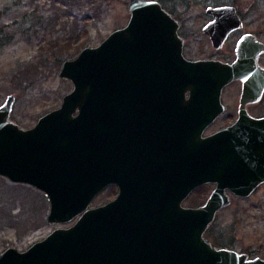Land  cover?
Here are the masks:
<instances>
[{
	"label": "water",
	"instance_id": "obj_1",
	"mask_svg": "<svg viewBox=\"0 0 264 264\" xmlns=\"http://www.w3.org/2000/svg\"><path fill=\"white\" fill-rule=\"evenodd\" d=\"M128 8L126 26L64 62L60 75L73 89L33 127L11 119L14 94L0 105V174L44 191L50 223L76 218L26 250L6 248L0 264H264L205 236L232 195L246 197L264 182V155L248 153L243 114L203 135L225 110L226 85L242 82V103L261 96L253 37L241 38L234 62L188 59L180 22L159 0H129ZM207 13L213 19L203 31L215 48L243 26L233 5L208 6ZM139 129L166 133L167 167L130 187L118 171L119 155ZM110 183L121 192L90 207ZM206 183L217 187L204 204L182 205Z\"/></svg>",
	"mask_w": 264,
	"mask_h": 264
},
{
	"label": "rangeland",
	"instance_id": "obj_2",
	"mask_svg": "<svg viewBox=\"0 0 264 264\" xmlns=\"http://www.w3.org/2000/svg\"><path fill=\"white\" fill-rule=\"evenodd\" d=\"M159 1L180 22L185 53L194 59L204 55L234 59L239 35L248 29H264V0ZM128 3L129 0H0V105L9 94L16 96L11 114L14 122L31 127L39 117L61 105L63 97L73 89L71 80L60 75L64 62L126 26L131 16ZM222 5L235 6L243 26L215 49L203 28L211 19L207 7ZM238 92V84L227 86L224 103L237 101ZM229 120L225 116L212 130ZM213 188L207 183L199 186L184 205L204 204ZM116 196L117 189L109 187L90 207L103 205ZM50 206L44 191L0 174V253L10 246L26 250L55 228L76 221L50 223ZM205 236L218 247L264 258V185L246 197L232 195V202L217 213Z\"/></svg>",
	"mask_w": 264,
	"mask_h": 264
},
{
	"label": "flooded vegetation",
	"instance_id": "obj_3",
	"mask_svg": "<svg viewBox=\"0 0 264 264\" xmlns=\"http://www.w3.org/2000/svg\"><path fill=\"white\" fill-rule=\"evenodd\" d=\"M210 17H211L210 19L211 21L213 19V16L210 15ZM239 29L232 31L228 36V38L226 39V41L229 39V37L232 34H235ZM246 34L253 37V40L251 39V44L249 45L250 46L249 49L252 55H256V53H258L257 71L261 72L262 78L260 79V81L264 82V29L262 30L248 29L244 33H241L235 43L236 45L234 48V53H235L234 59H230L228 57H224V59H221V58H217L216 56L208 57L205 55L202 56L201 58H213L230 63L234 62L238 57L237 55L238 43L241 40V38ZM183 52L188 59H194L192 57H189L185 53V43H184ZM233 84L236 85L238 84V88L240 87V92L237 93V97H238L237 101L233 102V104H225L223 101L225 89L227 88V86ZM242 92H243V84L240 80H234L223 88L222 102L225 105V110L207 126V128L204 130L203 135H210L223 128H227L233 125L240 119L241 115L243 114V119L245 122L244 131L246 133L248 153L250 154V156L260 157L264 155V88L261 93V96L258 99H254V94H252L249 95V101H246L245 103L241 102ZM234 100H236V98H234ZM225 116H227L228 120L229 119L230 120L226 124L220 125L219 127L212 130V127L215 125V123L220 121L222 118H225ZM25 128H30V127H25ZM136 132H138V134L135 135L136 142H132L131 137L125 138L121 144L122 154L119 155L120 159H119L118 171L122 176L126 177L130 187L133 186L132 182L134 179L147 180L148 178L151 177V175H154L156 177L157 172L159 175H162L167 167L165 155L169 147V140L167 139L168 136L166 137V133L162 129L161 130L139 129ZM160 178L162 177L160 176ZM207 184H212L214 187L213 189L217 187L215 183H207ZM263 185L264 182L258 185L253 192L261 188ZM109 187L116 188L117 195L121 192L120 185L114 183H110L109 185H107L103 189V191ZM253 192L251 194H253ZM187 198L188 197H186L183 200L182 205H184V201ZM248 254L250 258H254L253 256H251L250 253Z\"/></svg>",
	"mask_w": 264,
	"mask_h": 264
},
{
	"label": "trees",
	"instance_id": "obj_4",
	"mask_svg": "<svg viewBox=\"0 0 264 264\" xmlns=\"http://www.w3.org/2000/svg\"><path fill=\"white\" fill-rule=\"evenodd\" d=\"M92 1H94V2H95L96 0H92Z\"/></svg>",
	"mask_w": 264,
	"mask_h": 264
}]
</instances>
